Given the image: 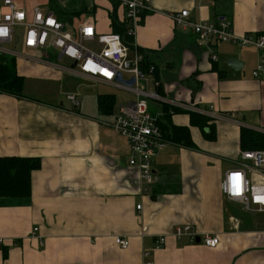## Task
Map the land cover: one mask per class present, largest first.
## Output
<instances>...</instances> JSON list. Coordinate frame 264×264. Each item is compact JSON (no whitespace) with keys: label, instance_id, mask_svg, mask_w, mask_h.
Here are the masks:
<instances>
[{"label":"crops","instance_id":"1","mask_svg":"<svg viewBox=\"0 0 264 264\" xmlns=\"http://www.w3.org/2000/svg\"><path fill=\"white\" fill-rule=\"evenodd\" d=\"M146 1L151 11L133 41L155 67L160 94L264 128V81L252 77L259 53L215 42L207 47L173 20L187 10L195 23L229 18L239 36L264 34V0ZM95 5L94 17L82 16L85 4L71 5L68 25L91 23L98 34H114L115 20L129 29L116 4L109 2L110 11ZM15 64L25 82L20 97L0 92V158L39 159L41 168L32 173L31 197L0 198V264H264V214L245 213L221 188L225 173L240 166L241 126L210 122L215 140H208L192 124L194 114L166 119L163 106L150 104L168 133L188 129L195 147L171 142L154 157L148 186L129 166V145L113 128L122 106L134 100L118 104L116 88L69 71L72 65ZM69 95L79 97V108ZM111 96L113 110L105 113L100 99ZM182 226L200 239L218 236L220 246L178 241ZM116 237L129 239L130 247L120 249ZM161 237L166 246L156 250Z\"/></svg>","mask_w":264,"mask_h":264},{"label":"built area","instance_id":"2","mask_svg":"<svg viewBox=\"0 0 264 264\" xmlns=\"http://www.w3.org/2000/svg\"><path fill=\"white\" fill-rule=\"evenodd\" d=\"M73 1L76 0H0V59L21 58L58 67L50 62L51 59L66 58L72 64L77 63L76 68L69 71L132 94L135 100L122 106L113 128L129 145V166L139 171L146 185L154 183V157L165 151L170 144L164 139L160 116L154 115L150 110L152 103L166 106L171 114L182 112L199 115L212 123L231 121L241 128L264 134V128H249L236 115L221 114L213 106L200 108L162 96L158 91L159 83L153 78L155 67L142 68L146 56L138 52L135 45L133 50L130 49L118 34H98L91 23L70 26L60 20L58 8L67 10ZM108 1L125 11L129 26L127 34L133 39L140 21L151 11V7L146 0ZM94 9L95 5L85 6L86 12ZM66 10L63 13H71ZM189 18L190 12L187 10L173 16L177 27L190 29L207 47L215 42L241 49H255L260 55V61L252 71V77L264 81V34L248 33L239 36L235 34L233 22L229 18L216 23H195ZM16 28L24 29L25 55L10 47L14 42ZM89 46H96V49ZM36 53H41L44 58L36 57ZM213 60L217 61V57L214 56ZM118 75L125 82L134 79L135 84L130 87L119 82ZM150 84L154 91L148 90ZM67 99L74 108L80 107V101L75 95H69ZM241 158L240 166L224 175L221 187L223 195L229 202L240 205L247 214H264V151H242ZM141 208V205L137 206L138 211ZM232 222L235 226L238 225V220L233 219ZM36 232L38 229H34V233ZM175 237L178 241L187 237L193 244L199 238L190 226L178 227ZM166 242V237L157 239L155 249L165 248ZM201 243L209 249H217L220 238L216 235L207 236L201 239ZM1 244L0 240V246ZM115 244L120 249L127 250L130 240L116 237ZM148 256L149 253L145 252V257Z\"/></svg>","mask_w":264,"mask_h":264},{"label":"trees","instance_id":"3","mask_svg":"<svg viewBox=\"0 0 264 264\" xmlns=\"http://www.w3.org/2000/svg\"><path fill=\"white\" fill-rule=\"evenodd\" d=\"M223 1V0H215ZM81 13H77V15ZM59 18L65 24H70L72 14L58 13ZM75 15V16H77ZM146 15V14H145ZM114 34H120L123 42L130 48L134 49V41L128 37L126 25H119L115 20L112 23ZM136 48V47H135ZM138 52L143 53L140 49ZM15 59L1 58L0 59V92L13 96H22L25 78L18 75L16 72ZM151 67L146 62L142 65L143 69ZM115 97H106L100 99V107L105 113H110L113 110ZM164 117L168 119L170 111L166 106H163ZM192 124L199 127L205 132V137L208 140H215V126L209 125V119L191 115ZM163 136L168 143H177L184 145L187 148L193 149L195 146L191 144L189 130L184 128L172 127L171 134L168 129L161 123ZM207 128L210 130L207 133ZM241 147L243 151H264V134L255 132L254 130L241 129ZM41 168L39 159L19 158V157H2L0 158V198H29L32 194V173Z\"/></svg>","mask_w":264,"mask_h":264},{"label":"rangeland","instance_id":"4","mask_svg":"<svg viewBox=\"0 0 264 264\" xmlns=\"http://www.w3.org/2000/svg\"><path fill=\"white\" fill-rule=\"evenodd\" d=\"M76 1H78L79 3H75ZM76 1H73L71 2L69 5H68V8L66 10V8H63V7H60L58 8V12H64L66 10V12H69L70 11V6L73 5V7L75 8H80L81 6H83V4H85V6L87 7H90L91 5H95L98 3V5L103 8L104 10H108L110 11L111 10V7L108 5L109 4V1L108 0H76ZM106 2V3H105ZM75 3V4H74ZM108 3V4H107ZM111 3V2H110ZM68 3H66L67 5ZM96 6V5H95ZM98 6V7H99ZM110 7V8H109ZM101 8H97V10H100V12H106V11H103V9ZM82 16H92L94 17V14H90L89 12L87 13L86 11L82 13ZM23 35H24V29L23 28H16L15 29V37H14V42H13V45L10 46L12 49H14L16 52H18L19 54H24L25 53V49H24V46H23ZM120 35V34H118ZM121 36V35H120ZM91 49H96V46H89ZM17 61H23L27 64H39V65H44V64H40V63H33L31 61H27L25 59H17ZM51 63L53 64H56L58 66H61V67H70L72 65V62L66 58L62 59V60H59V59H56V58H53L51 59L50 61ZM45 66H48V65H45ZM48 67H51V66H48ZM128 78V76H126ZM150 86H148L149 88ZM64 90V88L62 89ZM111 92H113V95L116 96L117 98V103L118 104H121L122 101H125V100H135L134 96L132 94H129L127 92H123V91H120V90H112ZM76 96V95H75ZM77 97V96H76ZM79 98V97H77ZM79 100V99H78ZM241 155H240V162H241ZM253 215V214H251ZM256 217V216H255Z\"/></svg>","mask_w":264,"mask_h":264},{"label":"water","instance_id":"5","mask_svg":"<svg viewBox=\"0 0 264 264\" xmlns=\"http://www.w3.org/2000/svg\"><path fill=\"white\" fill-rule=\"evenodd\" d=\"M234 62H235V60H234V61H230L229 64L232 65ZM76 66H77V63L75 62V63L72 64L71 67L74 69V68H76ZM117 80H118L119 82H122V83H124V84L130 86V87H133V85L135 84V80H134V79H132V80H130V81H128V82L123 81V78H122L121 75H118ZM196 243L200 244V243H201V239L198 238V239L196 240Z\"/></svg>","mask_w":264,"mask_h":264}]
</instances>
